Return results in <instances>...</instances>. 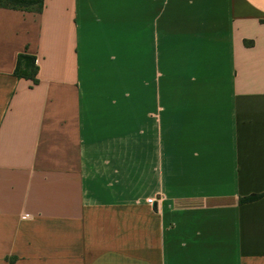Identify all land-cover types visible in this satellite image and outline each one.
Instances as JSON below:
<instances>
[{
  "label": "crops",
  "instance_id": "1",
  "mask_svg": "<svg viewBox=\"0 0 264 264\" xmlns=\"http://www.w3.org/2000/svg\"><path fill=\"white\" fill-rule=\"evenodd\" d=\"M0 264H264V0L0 8Z\"/></svg>",
  "mask_w": 264,
  "mask_h": 264
},
{
  "label": "trees",
  "instance_id": "2",
  "mask_svg": "<svg viewBox=\"0 0 264 264\" xmlns=\"http://www.w3.org/2000/svg\"><path fill=\"white\" fill-rule=\"evenodd\" d=\"M42 4L43 0H0V8L16 10L34 8L40 11L42 8ZM14 74L18 78L30 79L33 83H36V60L27 54H20L17 59V65ZM259 198V195H253L248 198L241 199V202H252Z\"/></svg>",
  "mask_w": 264,
  "mask_h": 264
},
{
  "label": "built area",
  "instance_id": "3",
  "mask_svg": "<svg viewBox=\"0 0 264 264\" xmlns=\"http://www.w3.org/2000/svg\"><path fill=\"white\" fill-rule=\"evenodd\" d=\"M148 202L152 203V200L149 199ZM23 218L28 220V219H31V216L30 215H24Z\"/></svg>",
  "mask_w": 264,
  "mask_h": 264
}]
</instances>
